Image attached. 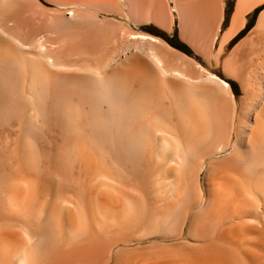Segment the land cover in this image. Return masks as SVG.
<instances>
[{"label": "bare ground", "instance_id": "bare-ground-1", "mask_svg": "<svg viewBox=\"0 0 264 264\" xmlns=\"http://www.w3.org/2000/svg\"><path fill=\"white\" fill-rule=\"evenodd\" d=\"M229 1L0 0V264H264V0Z\"/></svg>", "mask_w": 264, "mask_h": 264}, {"label": "rangeland", "instance_id": "rangeland-1", "mask_svg": "<svg viewBox=\"0 0 264 264\" xmlns=\"http://www.w3.org/2000/svg\"><path fill=\"white\" fill-rule=\"evenodd\" d=\"M234 1H235V0H230V1L228 2V7H229L230 9H233ZM177 23H178V22H176L175 27H174L173 32H172V35H171L172 41H173V43H174L175 45H178L179 43L182 44V43L178 40L179 30H178V27H177V25H178ZM237 91H238V89L235 88V92H236V93H238Z\"/></svg>", "mask_w": 264, "mask_h": 264}]
</instances>
